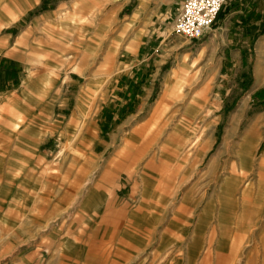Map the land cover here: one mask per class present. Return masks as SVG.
Returning a JSON list of instances; mask_svg holds the SVG:
<instances>
[{"label": "rangeland", "instance_id": "1", "mask_svg": "<svg viewBox=\"0 0 264 264\" xmlns=\"http://www.w3.org/2000/svg\"><path fill=\"white\" fill-rule=\"evenodd\" d=\"M138 1L0 0V72L48 77L65 104L39 148L0 141L15 159L0 162V264H264V102L254 96L264 14L246 36L240 0H229L228 16L189 42L172 32L181 0H146L149 23L133 27ZM134 63L142 80L123 98ZM16 168L18 195L2 178Z\"/></svg>", "mask_w": 264, "mask_h": 264}, {"label": "crops", "instance_id": "2", "mask_svg": "<svg viewBox=\"0 0 264 264\" xmlns=\"http://www.w3.org/2000/svg\"><path fill=\"white\" fill-rule=\"evenodd\" d=\"M138 1V0H137ZM140 2V3H139ZM237 6H234L233 13L240 14V21L243 22L244 27L242 28V31L246 33V36H251L252 29H248L249 21L253 20V17L257 15L258 13L264 14V0H240ZM146 0H140L138 1V4L133 9V12L128 16V22L130 20L134 21L135 24H133L135 27L136 25L141 24H147L149 23V17L146 16ZM238 7V8H237ZM237 8V9H236ZM260 8H262L260 10ZM230 13V11H229ZM228 15H224V17H227ZM134 19V20H133ZM223 18L221 22L224 20ZM250 21V23H251ZM127 22V23H128ZM126 24V23H125ZM246 26V27H245ZM215 29H219V26ZM253 32H257V30H253ZM138 37L134 36V41H137ZM214 41V39H212ZM151 38H149L148 42L146 43L148 47L150 46ZM206 44H210L211 48L213 45L212 41L207 42ZM254 49L256 53H259V57L257 58V65L255 67V72L257 76L256 84L258 87H260V90H264V34L260 35L255 43H254ZM206 52L205 46L201 49L200 53L203 54ZM185 56L182 58V62L184 59H188ZM146 59H143L142 62H144ZM61 63L65 65H72L74 61H61ZM163 64V63H162ZM160 63V66H162ZM137 63H134L131 65V69L135 70L134 75H136L134 81H129L127 86H122V89H118V95L127 98L122 90L124 88L129 87L132 92V96L134 94V87L135 84L139 83L142 79V75L138 74L140 71V67H136ZM179 67V66H178ZM177 67V68H178ZM145 71V69H142ZM173 70L172 72H174ZM176 73V72H175ZM173 73V74H175ZM138 75L140 76V79H138ZM4 76V78L2 77ZM14 78V79H13ZM12 80L15 81V85L18 87L15 91L12 90H3L4 85L6 83H10ZM53 81L46 77V78H30L28 76H24L22 79L18 77V71H15L14 69H11V67L7 66L5 69L3 68V71L0 72V141L2 142H15L16 146H22V147H32V148H39L42 144H45L52 139V137L55 134V127H56V107L57 102L60 104L61 107L65 104L62 103L64 100L61 98V94L57 96L55 92V87L53 85ZM87 86H84V89H86ZM165 92H163L162 96L158 100L157 104L155 105L154 111L156 112L161 106H163L168 98V91L164 89ZM258 90L254 96L256 95H262L261 101L264 102V94H261V91ZM62 93V92H61ZM83 97L86 98V96H83V93L80 92L78 95V103L76 105L75 113L69 116V123L66 125L64 131H62L63 134L69 130L71 124L75 122L77 119V116L82 112L83 109ZM68 99V98H67ZM126 104L130 102V97L126 100ZM85 104V103H84ZM59 119H63V116L61 114L58 115ZM59 122V121H58ZM38 159L44 160L47 158V156H39L36 155ZM17 157L27 158L24 159L22 162L30 163L33 159L31 157H26L24 154H20ZM17 160V159H16ZM15 159L9 158L6 155H0V162H5L7 165L13 164ZM262 166L264 167V157L261 161ZM13 168V167H11ZM10 168V169H11ZM15 169V168H14ZM12 170V169H11ZM19 172H7L4 175H2V178H5L7 180H16L18 181V184H15L17 190L15 192L16 195H18V190L20 187L24 186L23 179L20 183V176L23 175L20 173H23V168L18 169ZM53 170V168H52ZM10 185H13L11 182H7ZM226 191L223 193V199L226 197ZM21 193L19 192V195ZM92 192H89L86 194V200H85V206L86 202L90 201V197L93 196ZM102 195H105L104 192ZM92 210V209H89ZM87 210V212H92L96 214H102L106 211L104 208L95 207L92 211ZM112 211V210H111ZM108 212V211H107ZM103 218V217H102ZM107 216L104 217V219H101L100 223L102 226H105V222H107ZM98 224V225H100ZM97 225V226H98ZM90 227V225H88ZM100 227V226H99ZM236 241H232V250L235 252L237 251V248L235 244ZM91 258V257H90ZM235 257L232 256V259ZM91 259H94L95 262L93 264H104L103 258L97 259L96 257H92ZM97 261V262H96ZM233 261V260H232ZM233 264V263H231Z\"/></svg>", "mask_w": 264, "mask_h": 264}, {"label": "built area", "instance_id": "3", "mask_svg": "<svg viewBox=\"0 0 264 264\" xmlns=\"http://www.w3.org/2000/svg\"><path fill=\"white\" fill-rule=\"evenodd\" d=\"M229 0H181L172 32L189 42H197L212 29Z\"/></svg>", "mask_w": 264, "mask_h": 264}, {"label": "trees", "instance_id": "4", "mask_svg": "<svg viewBox=\"0 0 264 264\" xmlns=\"http://www.w3.org/2000/svg\"><path fill=\"white\" fill-rule=\"evenodd\" d=\"M223 17H224V14H223V11H221V12L219 13V15L217 16V20H216V21H218V20H222ZM216 23H217V22H215V24L213 25V27H216V26H215Z\"/></svg>", "mask_w": 264, "mask_h": 264}, {"label": "bare ground", "instance_id": "5", "mask_svg": "<svg viewBox=\"0 0 264 264\" xmlns=\"http://www.w3.org/2000/svg\"><path fill=\"white\" fill-rule=\"evenodd\" d=\"M134 20V19H133ZM132 21V20H131ZM133 22V21H132ZM132 24V23H131ZM167 90V89H166ZM262 160H263V158H262ZM234 246H236V245H234Z\"/></svg>", "mask_w": 264, "mask_h": 264}]
</instances>
